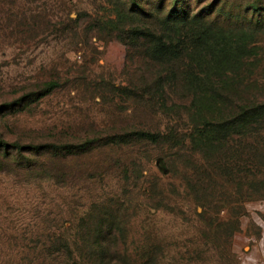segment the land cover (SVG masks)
<instances>
[{
  "label": "rangeland",
  "instance_id": "374dc122",
  "mask_svg": "<svg viewBox=\"0 0 264 264\" xmlns=\"http://www.w3.org/2000/svg\"><path fill=\"white\" fill-rule=\"evenodd\" d=\"M221 1L242 16L252 0L183 4L216 16ZM132 3L0 0V264H264V129L206 159L189 143L110 139L194 130L189 101L156 85L164 67L133 37L174 0H138L149 18ZM261 28L253 81L264 102ZM80 140L89 146L46 147ZM99 212L124 217L108 250L85 225Z\"/></svg>",
  "mask_w": 264,
  "mask_h": 264
},
{
  "label": "trees",
  "instance_id": "16d2710c",
  "mask_svg": "<svg viewBox=\"0 0 264 264\" xmlns=\"http://www.w3.org/2000/svg\"><path fill=\"white\" fill-rule=\"evenodd\" d=\"M225 2L221 1L216 16H210L208 12L191 14L185 10L183 0H174L159 26H141L133 32L138 39L135 43L141 42L147 57L164 67L156 85L172 83L177 97L189 101L187 117L194 129L190 137L133 127L122 135L111 136L113 143L142 140L155 145L174 143L180 148L189 143L206 159L209 153L229 146L232 135L246 137L264 129V102L259 100L260 90L253 81L258 66L254 42L264 27L263 7L259 0H252L246 12L238 16L224 12ZM132 4L133 12L146 15L138 0ZM108 23L118 28V21ZM124 31L121 29V33ZM55 87L54 82L48 83L39 95L44 96ZM80 141L62 146L52 142L46 147L68 151L89 146V142ZM88 219L87 233L106 250L116 239V233L122 234L121 213L112 218L107 212H99ZM58 240L69 249V238Z\"/></svg>",
  "mask_w": 264,
  "mask_h": 264
}]
</instances>
